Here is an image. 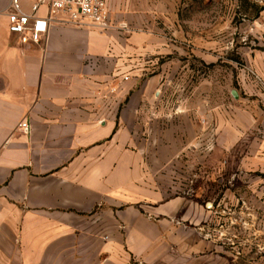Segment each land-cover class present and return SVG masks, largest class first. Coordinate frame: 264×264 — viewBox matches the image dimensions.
I'll list each match as a JSON object with an SVG mask.
<instances>
[{
  "label": "crops",
  "instance_id": "0c3cea01",
  "mask_svg": "<svg viewBox=\"0 0 264 264\" xmlns=\"http://www.w3.org/2000/svg\"><path fill=\"white\" fill-rule=\"evenodd\" d=\"M10 4L0 264H264V0H108L39 46Z\"/></svg>",
  "mask_w": 264,
  "mask_h": 264
},
{
  "label": "built area",
  "instance_id": "2783aa9c",
  "mask_svg": "<svg viewBox=\"0 0 264 264\" xmlns=\"http://www.w3.org/2000/svg\"><path fill=\"white\" fill-rule=\"evenodd\" d=\"M42 7L47 9L45 17L37 16ZM10 9L8 32L16 36L21 45H41L48 35L49 25L58 22L60 16L67 17L62 24L81 26L87 23L100 30L112 27L108 0H35L32 14L23 12L17 0H11ZM251 74L255 76L252 71ZM20 127L28 129L25 123Z\"/></svg>",
  "mask_w": 264,
  "mask_h": 264
},
{
  "label": "rangeland",
  "instance_id": "374dc122",
  "mask_svg": "<svg viewBox=\"0 0 264 264\" xmlns=\"http://www.w3.org/2000/svg\"><path fill=\"white\" fill-rule=\"evenodd\" d=\"M218 188H220L221 190H224V189H227V188H229L230 190H233V188H230L229 184H226L225 187H224V184L223 185H219ZM218 188H215V190L218 191ZM241 191L242 192H246V191L248 192L249 190H248V188H246V187L244 188V186H243Z\"/></svg>",
  "mask_w": 264,
  "mask_h": 264
}]
</instances>
